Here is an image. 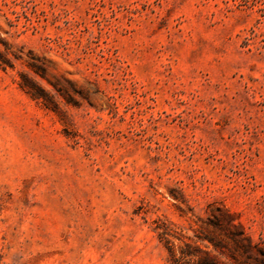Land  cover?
Masks as SVG:
<instances>
[{
    "label": "rangeland",
    "instance_id": "1",
    "mask_svg": "<svg viewBox=\"0 0 264 264\" xmlns=\"http://www.w3.org/2000/svg\"><path fill=\"white\" fill-rule=\"evenodd\" d=\"M217 208L264 247V0H0V264H235Z\"/></svg>",
    "mask_w": 264,
    "mask_h": 264
},
{
    "label": "trees",
    "instance_id": "2",
    "mask_svg": "<svg viewBox=\"0 0 264 264\" xmlns=\"http://www.w3.org/2000/svg\"><path fill=\"white\" fill-rule=\"evenodd\" d=\"M214 212L210 226L217 230L219 235V238L212 243L214 250L226 258L229 257L226 253H229L230 245L232 260L235 264H264V247L252 242L241 224L236 222L234 215L223 208H217ZM163 235L167 236L166 233ZM166 248L169 264H205L193 253L191 246L187 243L175 250L174 246L166 241ZM210 264L222 263L216 261Z\"/></svg>",
    "mask_w": 264,
    "mask_h": 264
}]
</instances>
